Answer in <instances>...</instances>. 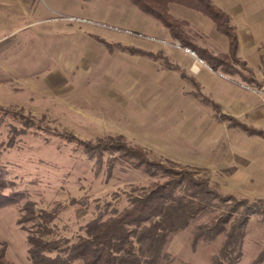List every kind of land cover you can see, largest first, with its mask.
I'll return each mask as SVG.
<instances>
[{"label": "rangeland", "instance_id": "rangeland-1", "mask_svg": "<svg viewBox=\"0 0 264 264\" xmlns=\"http://www.w3.org/2000/svg\"><path fill=\"white\" fill-rule=\"evenodd\" d=\"M236 2L241 25L257 29L264 22L263 0ZM190 24L184 29L193 44L225 51ZM165 36L158 21L127 0H0V165L12 183L5 193L24 195L0 209V247L9 263L32 264L27 238L39 227L25 208L54 214L45 239L71 245L85 236L87 223L114 216L165 181L142 174L118 152H102L120 137L149 161L192 171L222 197H234L215 200L172 236L163 250L170 264H227L226 234L192 241L199 226L211 227L232 207L227 232L246 210L257 212L247 218L235 264H264V137L232 127L203 102L189 77L198 79L204 66ZM160 51L180 71L164 68ZM261 55L247 63L262 88L238 75L213 74L207 83L222 113L264 132Z\"/></svg>", "mask_w": 264, "mask_h": 264}, {"label": "trees", "instance_id": "trees-1", "mask_svg": "<svg viewBox=\"0 0 264 264\" xmlns=\"http://www.w3.org/2000/svg\"><path fill=\"white\" fill-rule=\"evenodd\" d=\"M143 14L158 21L169 33L173 41L181 48L192 51L212 71L223 75H238L242 82L261 88L262 84L253 76L252 70L237 56L238 37L230 18L223 10L216 7L211 0H128ZM172 6L194 11L210 20L216 31L228 41V53L213 55L207 49L193 44L185 27L188 22L176 18L171 11ZM144 55L154 58V54L143 51ZM162 59L163 67L168 70L180 71V67L172 64L163 52L156 54ZM156 59V58H154ZM247 74V75H245ZM182 78H186L181 74ZM198 93V86L190 79ZM199 95V94H198ZM204 103H208L219 118L228 121L236 129L248 135L264 137V132L239 122L235 117L221 112L219 104L200 94ZM118 139L114 149L103 151L118 152L131 166L149 177L163 176L162 183H154L152 188L142 195L130 199L129 207L107 219L96 218L87 223L85 236L68 245L66 240H47L51 233L48 225L53 221L54 214L40 212L35 216L27 208L28 221L38 220V235L28 236L30 245L28 256L32 264H170V258L164 253L165 246L177 232L187 228L191 221L206 211L216 201H232L234 197H222L209 188L205 179H196L192 171L181 169L175 171L164 167L161 163L151 162L145 152L138 147H129ZM6 171L0 165V209L18 205L24 195L20 192L5 193L12 183L7 180ZM181 192V194H180ZM246 204L245 202H239ZM248 209V207H247ZM246 210V207H245ZM234 207L222 214L211 227H198L193 235V245L198 240H213L226 234L222 248L223 256H231L227 264H235L233 258L243 238V230L248 213L230 226L226 231ZM264 214V210L262 211ZM23 218L24 220H27ZM21 223V222H20ZM237 247L236 250H234ZM260 260H256V263ZM0 264H11L5 258V245L0 247ZM216 264H223L216 261Z\"/></svg>", "mask_w": 264, "mask_h": 264}, {"label": "crops", "instance_id": "crops-1", "mask_svg": "<svg viewBox=\"0 0 264 264\" xmlns=\"http://www.w3.org/2000/svg\"><path fill=\"white\" fill-rule=\"evenodd\" d=\"M211 1L216 7L220 8L226 14H228V16L230 18V24L234 27L235 32H236L237 37H238L237 56L241 61H244L246 63V66L252 70V73H254L253 68L248 65L247 61L251 65H253L255 60H257L258 62L261 60V57H262L261 54L264 50V22H262V24L257 29H254L253 27H251V29H250L249 26H243L237 20V17L239 16L238 15L239 10H241L240 6L237 5V2H236L237 0H211ZM260 9L262 12L261 17L264 19V0H263V5H262V7H260ZM171 11H172V14L178 19H180V18L177 17L175 14H177V15L183 14L185 16V18L187 19V21L186 20H184V21L188 22L189 24L196 22L198 29L203 27L204 30H206V32L209 33V35L215 37V39L220 41V43H221L222 47H224L225 51L216 53L213 50L207 49L213 55L228 53V41H227V39L223 35H220L216 31L215 25L210 20H208L207 18L203 17L202 15H200L194 11H191V10L188 11L186 9L184 10L183 8H180L177 6H172ZM174 12H177V13H174ZM180 20H182V19H180ZM161 27L163 28V30L166 33L165 38H167V37L170 38L168 31L162 25H161ZM217 34H219V35H217ZM164 55H165V53H164ZM196 57H193V58L198 60L204 66V68L199 69V67H198V71H197L198 73L197 74H199L200 71L202 72V73H200V76L198 75V79H195V77L191 76V77H189V80L190 79L194 80V82L198 86L199 91H201L200 94L202 96L207 97L210 100L214 101L215 103L219 104L220 100L216 97V95L208 87L207 82H208V78L209 79L212 78L211 76L213 74H219V75H223V74H221L219 72L212 71L208 66H206L204 64V62H202L198 57H197L198 58L197 59ZM171 63L182 68V66L178 63H173V62H171ZM184 70H185V68H184ZM256 80H258V79H256ZM190 83H191V81H190Z\"/></svg>", "mask_w": 264, "mask_h": 264}, {"label": "built area", "instance_id": "built-area-1", "mask_svg": "<svg viewBox=\"0 0 264 264\" xmlns=\"http://www.w3.org/2000/svg\"><path fill=\"white\" fill-rule=\"evenodd\" d=\"M189 52H190V51H189ZM190 53H191V52H190ZM192 56H193V57H196L195 54H193V53H192Z\"/></svg>", "mask_w": 264, "mask_h": 264}, {"label": "water", "instance_id": "water-1", "mask_svg": "<svg viewBox=\"0 0 264 264\" xmlns=\"http://www.w3.org/2000/svg\"><path fill=\"white\" fill-rule=\"evenodd\" d=\"M190 52H191L190 54L192 55L193 52H192V51H190ZM193 54H194V53H193ZM195 56H196V55H195ZM196 58H197V57H196ZM197 59H198V58H197Z\"/></svg>", "mask_w": 264, "mask_h": 264}, {"label": "bare ground", "instance_id": "bare-ground-1", "mask_svg": "<svg viewBox=\"0 0 264 264\" xmlns=\"http://www.w3.org/2000/svg\"><path fill=\"white\" fill-rule=\"evenodd\" d=\"M189 54H190V52H189ZM191 55V54H190Z\"/></svg>", "mask_w": 264, "mask_h": 264}]
</instances>
